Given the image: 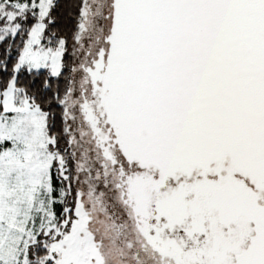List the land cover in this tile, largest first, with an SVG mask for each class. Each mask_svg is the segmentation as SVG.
I'll return each instance as SVG.
<instances>
[{
    "label": "snow or ice",
    "instance_id": "obj_1",
    "mask_svg": "<svg viewBox=\"0 0 264 264\" xmlns=\"http://www.w3.org/2000/svg\"><path fill=\"white\" fill-rule=\"evenodd\" d=\"M0 264H264V0H0Z\"/></svg>",
    "mask_w": 264,
    "mask_h": 264
}]
</instances>
